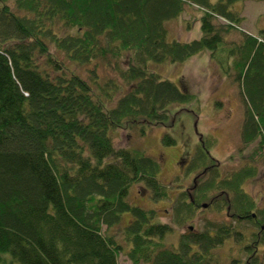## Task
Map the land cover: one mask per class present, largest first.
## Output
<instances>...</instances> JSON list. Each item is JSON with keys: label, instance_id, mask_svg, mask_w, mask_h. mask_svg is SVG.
<instances>
[{"label": "trees", "instance_id": "obj_1", "mask_svg": "<svg viewBox=\"0 0 264 264\" xmlns=\"http://www.w3.org/2000/svg\"><path fill=\"white\" fill-rule=\"evenodd\" d=\"M237 1L0 0V264H119L123 251L132 264H222L218 250L231 239L246 256L231 254L230 264H264V207L245 188L264 156V29H240ZM195 5L202 35L171 39L167 23ZM233 32L241 38L229 40ZM204 50L234 75L246 103L240 136L256 145L223 176L215 140L203 135L186 167L198 173L164 222L130 201L135 185L170 198L161 160L116 147L114 133L145 135L168 124L173 105L198 101L152 67ZM71 63L92 68L86 76ZM109 65L128 84L120 93L99 72ZM162 141L177 144L168 130ZM204 207L229 220L204 219L173 242Z\"/></svg>", "mask_w": 264, "mask_h": 264}, {"label": "rangeland", "instance_id": "obj_2", "mask_svg": "<svg viewBox=\"0 0 264 264\" xmlns=\"http://www.w3.org/2000/svg\"><path fill=\"white\" fill-rule=\"evenodd\" d=\"M233 9L243 18L239 26L241 30L258 34L260 29H264V0H238ZM201 15L202 11L198 9V6H188L178 18L167 23L169 37L182 41L199 38L202 35ZM219 21L227 22L225 19H219ZM240 38L241 35L238 32L228 36L229 40ZM71 65L86 76L89 74V68H92L91 64L71 63ZM152 69L163 78L171 79L180 87L195 94L198 101L180 106L173 105L171 110L174 112H171L168 124L150 126L145 135H141L137 129H119L114 133V142L116 147L142 148L161 160L160 177L168 187L170 198L154 200L147 195L146 189L135 185L131 190L130 201L146 208H157L161 221L173 223L172 204L180 191L192 186L195 174L198 173H191V171L187 173L186 167L189 168L194 150L203 135L215 140L211 153L216 160L220 161L223 176L252 160L249 156L256 144L243 145L240 130L246 103L237 82L234 81V75L226 76L217 60L211 57L210 51L204 50L183 63L154 64ZM99 72L103 80L114 78L118 82L120 87L114 92L120 93L128 87L113 66H103ZM167 130L177 138V144L164 145L162 136ZM254 161L259 165L260 171L255 179L245 183V188L258 200L259 206L264 207V156L259 154ZM129 215L130 213L124 214L123 224L128 223L131 217ZM207 218L218 221L229 220L224 210L200 208L198 215L192 221H189L184 228L179 227L175 231L172 241L177 242L180 233L188 231L190 227L203 228V220ZM238 246L235 240L231 239L218 250L224 256L221 258L222 264H230L231 254L237 256L241 253ZM260 248L264 251V243ZM262 253L264 255V252ZM240 255L246 256L244 253ZM118 262L132 264L126 251L119 254Z\"/></svg>", "mask_w": 264, "mask_h": 264}]
</instances>
